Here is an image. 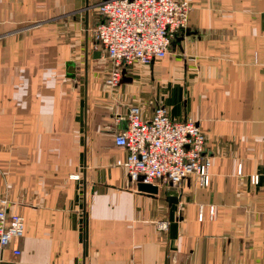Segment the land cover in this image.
I'll return each mask as SVG.
<instances>
[{"label": "crops", "instance_id": "0c3cea01", "mask_svg": "<svg viewBox=\"0 0 264 264\" xmlns=\"http://www.w3.org/2000/svg\"><path fill=\"white\" fill-rule=\"evenodd\" d=\"M101 1L0 0V197L25 221L0 264H264V0H188L167 57L113 89ZM131 106L200 128L207 187L185 179L174 204L130 182Z\"/></svg>", "mask_w": 264, "mask_h": 264}, {"label": "built area", "instance_id": "2783aa9c", "mask_svg": "<svg viewBox=\"0 0 264 264\" xmlns=\"http://www.w3.org/2000/svg\"><path fill=\"white\" fill-rule=\"evenodd\" d=\"M96 7L100 20L93 30L95 48L105 52L111 64L105 79L110 89L120 84L126 67L167 57L173 38L187 27L191 10L188 0H102ZM205 142L193 121H173L164 106L156 107L150 120H142L140 108L131 106L127 127L114 136L115 145L126 150L125 159L116 165L126 169L131 183L141 179L177 190L191 178L196 186L207 187L211 159L203 155ZM250 179L257 185L259 176ZM8 210V197H0V263L3 251L25 232L24 218ZM198 219H202V207ZM156 228L167 231L169 223L158 221ZM12 254L17 256L20 251L14 248Z\"/></svg>", "mask_w": 264, "mask_h": 264}, {"label": "water", "instance_id": "95a60500", "mask_svg": "<svg viewBox=\"0 0 264 264\" xmlns=\"http://www.w3.org/2000/svg\"><path fill=\"white\" fill-rule=\"evenodd\" d=\"M137 189L141 192H145L151 195H156L158 193L159 187L156 185L143 183L142 180L140 179L137 182ZM164 194L166 196V200L169 203L177 204L179 202L178 197L180 194L177 191L169 188Z\"/></svg>", "mask_w": 264, "mask_h": 264}, {"label": "rangeland", "instance_id": "374dc122", "mask_svg": "<svg viewBox=\"0 0 264 264\" xmlns=\"http://www.w3.org/2000/svg\"><path fill=\"white\" fill-rule=\"evenodd\" d=\"M99 20H100V15L97 12V17L95 18V25H93V27L91 29L92 36H93V30L96 27V25H97V23H98ZM93 39H94V36H93ZM94 42H95V39H94Z\"/></svg>", "mask_w": 264, "mask_h": 264}]
</instances>
